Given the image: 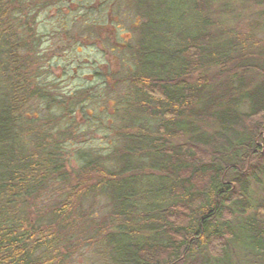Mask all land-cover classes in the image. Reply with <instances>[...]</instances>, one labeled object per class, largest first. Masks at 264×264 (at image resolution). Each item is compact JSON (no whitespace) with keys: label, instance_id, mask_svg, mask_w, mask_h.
<instances>
[{"label":"trees","instance_id":"1","mask_svg":"<svg viewBox=\"0 0 264 264\" xmlns=\"http://www.w3.org/2000/svg\"><path fill=\"white\" fill-rule=\"evenodd\" d=\"M133 1L120 109L156 126L130 118L108 153L69 159L49 128L72 105L38 81L28 2L0 0V264H66L83 247L105 264L226 263L233 245L264 264V44L207 30L219 0ZM36 101L57 113L25 114Z\"/></svg>","mask_w":264,"mask_h":264},{"label":"rangeland","instance_id":"2","mask_svg":"<svg viewBox=\"0 0 264 264\" xmlns=\"http://www.w3.org/2000/svg\"><path fill=\"white\" fill-rule=\"evenodd\" d=\"M27 2L30 19L26 28L30 31L28 37L35 43L33 53L38 81L51 95L49 100H65L66 104L71 102L72 105L66 116L56 118L49 128L57 134L58 130L61 134L65 132L56 139L63 141L67 158L74 157L78 150L108 153L130 118L131 122L138 121L151 128L156 126L153 119L134 112L123 114L120 109L121 101L130 95L126 79L135 66L132 52L141 23L133 0ZM212 14L207 30L218 40H222L220 36L223 40L238 37L248 39L252 44H264V2L219 0ZM184 21L187 22V18L183 15ZM246 77L262 78L251 72ZM56 110L54 103L48 106L46 102L36 101L30 103L25 114L43 119ZM201 125L209 132L215 129L210 123ZM174 141L181 142L182 139ZM70 164L74 166L73 160ZM261 197V188L252 184L250 198L253 207ZM91 205L94 209L102 208L104 200L94 199L86 206ZM254 262V258L233 245L226 263L201 253L194 255L190 264H256ZM66 264H105V258L97 248L83 247Z\"/></svg>","mask_w":264,"mask_h":264}]
</instances>
